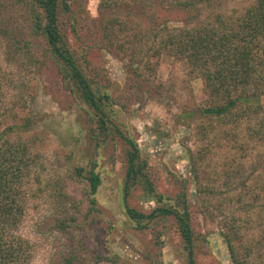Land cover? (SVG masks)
Returning <instances> with one entry per match:
<instances>
[{"label": "rangeland", "instance_id": "rangeland-1", "mask_svg": "<svg viewBox=\"0 0 264 264\" xmlns=\"http://www.w3.org/2000/svg\"><path fill=\"white\" fill-rule=\"evenodd\" d=\"M0 1L4 113L0 131L14 126L4 137L26 143L37 161L28 179L23 217L15 230L30 245L27 264H66L67 259L73 264H185L179 234L172 225L166 226L158 248L149 231L137 230L127 218L122 204V146L107 139L94 148L86 130L96 125L95 120L89 121L86 107L59 83L54 65L43 56L42 41L25 42L29 29L24 9L11 0ZM254 1L222 0L213 11L237 19ZM98 2L87 0L91 17L97 15ZM209 12L203 9L204 14ZM169 15L171 25H179L187 13L172 11ZM154 45L157 40L139 47L135 56L127 45L122 50L115 47L111 53L94 50L91 55L92 63L105 72V83L118 102L124 103L130 94L127 78L132 82L131 74L139 75L132 88L138 100L131 101L126 111L115 106L113 122L136 139L160 193L174 195L178 190L175 182L183 180L198 231V264H234L221 236L226 231L221 219L231 212L240 223L235 257L242 264H264V188L254 187L264 184V142L247 140L264 111L246 114L227 125L182 114L207 107L217 98L186 59L165 54L149 57L151 50L146 48ZM28 48L38 61L30 60L25 52ZM260 53L264 55V49ZM232 135L247 148L235 145ZM90 158L97 159L101 176L94 204L89 202L87 182L73 175L75 167ZM235 165L247 176L257 167L249 180L255 188L252 192L239 189L240 177L233 179L232 188L225 185L226 172ZM128 201L142 210L154 206L152 200L143 201L139 190ZM106 256L110 260H102Z\"/></svg>", "mask_w": 264, "mask_h": 264}, {"label": "trees", "instance_id": "trees-1", "mask_svg": "<svg viewBox=\"0 0 264 264\" xmlns=\"http://www.w3.org/2000/svg\"><path fill=\"white\" fill-rule=\"evenodd\" d=\"M11 2L24 9L30 39L24 38L25 42L42 41L43 56L54 65L59 83L77 103L86 107L89 121L95 120L96 125L86 130L90 143L96 149L100 142L109 139L122 146V204L127 218L137 230L149 231L158 248L162 247L166 226L172 225L179 234L184 263L198 264L195 257L198 231L192 222L188 190L183 180L175 182L178 190L174 195L160 193L151 176L147 156L142 154L136 139L113 122L115 106L126 111L131 101L138 100L139 95L132 88L139 75L127 74L133 76L132 82L127 78L130 94L124 103L118 102L111 94V87L105 83L108 81L105 72L92 63L91 55L94 50L111 53L115 47L122 50L127 45L132 46L129 52L135 56L139 55V47L157 40V45L146 48L151 50L149 57L165 54L186 59L195 73L203 77L207 91L217 98V102L207 107L182 114L227 125L246 114L264 111V55L260 53L264 49V0H255L237 19L221 10L213 11L222 0H99L95 17L88 13L87 0ZM2 4L0 1V8ZM204 8L212 13L204 14ZM172 11L187 13L179 25H171L169 13ZM119 39L123 42L117 44ZM28 49L25 52L29 53L30 60L38 61ZM1 87L0 74V125L4 119ZM26 126L28 124L23 125ZM198 126L202 128L201 124ZM13 128L8 126L0 131V264H27L30 245L16 235L15 230L23 217L27 183L37 161L26 143L4 137ZM230 140L236 141L235 135ZM247 140L264 142V117L250 131ZM234 144L247 148L238 140ZM97 164V159L90 158L73 171L75 177L87 182L91 204L95 203L101 183ZM256 168L254 166L247 176L235 165L226 172L225 185L232 188L233 179L240 177V190L263 189L264 184L256 183L252 187L249 182ZM136 190L142 194L143 201H154V206L148 210L132 206L128 200ZM250 207L248 205V209ZM235 216L231 212L222 217L221 225L226 231L221 236L232 254V262L242 264L234 255V242L240 229ZM102 260H110V257H102ZM111 260L115 262L116 256ZM66 264L73 263L67 259Z\"/></svg>", "mask_w": 264, "mask_h": 264}]
</instances>
